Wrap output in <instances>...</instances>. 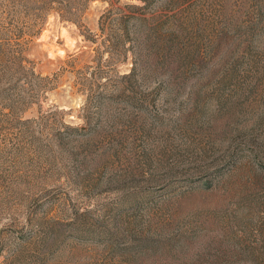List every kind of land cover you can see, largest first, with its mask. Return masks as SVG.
I'll return each instance as SVG.
<instances>
[{
	"label": "rangeland",
	"instance_id": "rangeland-1",
	"mask_svg": "<svg viewBox=\"0 0 264 264\" xmlns=\"http://www.w3.org/2000/svg\"><path fill=\"white\" fill-rule=\"evenodd\" d=\"M60 1L0 0V264H264V0Z\"/></svg>",
	"mask_w": 264,
	"mask_h": 264
},
{
	"label": "trees",
	"instance_id": "trees-1",
	"mask_svg": "<svg viewBox=\"0 0 264 264\" xmlns=\"http://www.w3.org/2000/svg\"><path fill=\"white\" fill-rule=\"evenodd\" d=\"M87 1H90V0H86L85 2H87ZM58 4L60 5V8H61V10H63V13L62 14H67V15H65V16H70L71 15V11L73 10L72 8V6L70 5V4H72V3H70L69 1H67L66 3H65V1L64 0H61L60 2H58ZM30 10L32 9V8H30V7H28ZM45 8H46V5L45 4H40L39 5V7L38 8H36V10L38 11V12H43L44 10H45ZM29 9H27V10H29ZM61 14V18L63 17L64 18V15H62ZM69 14V15H68ZM65 18H67V20H70V19H68V18H70V17H65Z\"/></svg>",
	"mask_w": 264,
	"mask_h": 264
}]
</instances>
